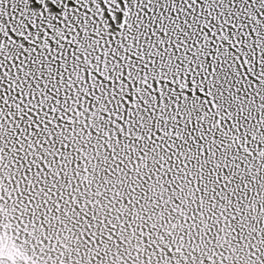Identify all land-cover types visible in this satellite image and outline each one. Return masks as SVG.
<instances>
[{"label": "snow or ice", "instance_id": "obj_1", "mask_svg": "<svg viewBox=\"0 0 264 264\" xmlns=\"http://www.w3.org/2000/svg\"><path fill=\"white\" fill-rule=\"evenodd\" d=\"M0 264H264V0H0Z\"/></svg>", "mask_w": 264, "mask_h": 264}]
</instances>
